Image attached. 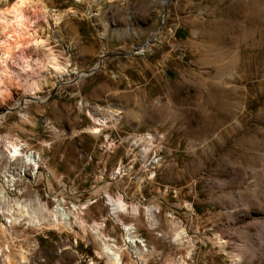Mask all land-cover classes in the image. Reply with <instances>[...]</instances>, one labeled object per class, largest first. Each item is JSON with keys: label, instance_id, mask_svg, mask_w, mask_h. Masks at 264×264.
Returning <instances> with one entry per match:
<instances>
[{"label": "rangeland", "instance_id": "rangeland-1", "mask_svg": "<svg viewBox=\"0 0 264 264\" xmlns=\"http://www.w3.org/2000/svg\"><path fill=\"white\" fill-rule=\"evenodd\" d=\"M20 1L0 0V113L45 101L0 116V175L6 141L38 155L41 180L29 168L18 198L51 210L46 186L63 187L70 227L15 225L0 247L23 264H105L96 223L122 264H264V0H22L19 30ZM118 194L140 259L107 207Z\"/></svg>", "mask_w": 264, "mask_h": 264}, {"label": "bare ground", "instance_id": "bare-ground-1", "mask_svg": "<svg viewBox=\"0 0 264 264\" xmlns=\"http://www.w3.org/2000/svg\"><path fill=\"white\" fill-rule=\"evenodd\" d=\"M29 4V1L21 0L17 4V7L13 8L12 14H14V22L19 30L23 25L22 22L25 21L24 15L22 14V9ZM19 30L16 32H19ZM144 47L145 45L139 48V51L137 53L143 52ZM2 55L6 56L7 53H3ZM55 67L56 66L53 65V68ZM89 115L90 114H88V116ZM110 115L113 118L114 116H116V113L113 111ZM90 118L92 121H94L93 123H95L97 127L106 126V123L104 121L94 120L91 116ZM104 120L106 121V119ZM90 131V134H92L93 137L100 136L101 129L92 128ZM104 140L107 143V136H104ZM108 146H111V144H108ZM4 148V159L6 160L8 165L5 166L4 171L0 175V216L5 222V225L0 228L1 235L5 236L6 234H9L11 230H13V226L21 224L25 227L32 228V230L35 229V231L42 229L60 230L65 229L66 226L70 227V224H67L65 222L64 217V207L66 203L64 194H69V191H65L63 187L53 190L50 186H46V196L53 197V201L55 203L54 207L51 210H48L47 206L44 203H40L38 197L36 196L33 197V201H28V203L24 199L20 200L18 198V195H20L22 191L26 190L28 186L25 183L27 182L26 176L29 168L30 172L28 173V176L30 179H32V181H28V184L35 185L41 180L40 173L38 172L41 161L38 155L35 156L33 153L23 152V146L20 144H16V142L6 141ZM0 155L3 154L0 153ZM13 162L16 163L10 166L9 164ZM17 182H23V184H20V186L17 184ZM102 189H106V186H102L98 189V191H101ZM106 198L107 207L110 208L114 222L117 223L123 231V246L129 248V252L135 258V260L136 258L140 259L143 252H147L146 248H144V245L141 244L140 239H138V237L133 234V232L131 231V227L121 223L117 216L118 213H123L126 211V204L122 201V198L119 194L117 195L116 199H112L108 195L106 196ZM31 203L33 207L29 205ZM145 204H147V202ZM151 208L152 207L149 205H146L144 207L147 220L153 222L150 213L152 211ZM75 211L76 209L74 208V205L71 207V209H68V212L73 216ZM130 212L132 214H136L138 212V207L136 205L131 206ZM78 224L81 228L84 227L82 225V221H79ZM93 225L95 233H97L96 237L99 239V254L105 259V264H122L120 258V248L114 245L113 241L105 238L100 234V225L96 223H94ZM91 227L92 226L88 227V229ZM185 237V232L182 230H178L172 235V241L176 244H181ZM15 254L16 259L14 258ZM0 256H4V264H23L25 260L23 253H15L10 249L8 245H2L0 247Z\"/></svg>", "mask_w": 264, "mask_h": 264}, {"label": "water", "instance_id": "water-1", "mask_svg": "<svg viewBox=\"0 0 264 264\" xmlns=\"http://www.w3.org/2000/svg\"><path fill=\"white\" fill-rule=\"evenodd\" d=\"M102 58H103V56L100 57V59H99V61H98V65H100V62L102 61ZM98 65H97V67H98ZM97 67H95V68H93L92 70H90V71L88 72V74L94 72V71L97 69ZM73 81H74V80H73ZM73 81L65 82V83H62V84H63V85H64V84H68V83H71V82H73ZM54 91H55V90H53V92H51L48 96H46V99H47L48 97H50V96L54 93ZM25 101H31V102H35V103L41 104V103H43L45 100H43L42 98H39V97H32V96L25 97V98L21 99L19 102H17L16 105H15L13 108L6 109L5 111L1 112V113H0V116L5 115L6 113H12V112L17 111L19 108L22 107V105L24 104ZM143 203H144V202H141V204H143Z\"/></svg>", "mask_w": 264, "mask_h": 264}]
</instances>
